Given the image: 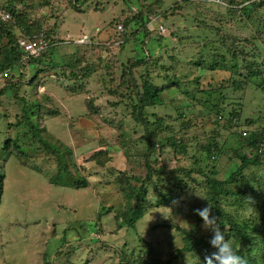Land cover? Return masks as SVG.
Here are the masks:
<instances>
[{"label":"rangeland","instance_id":"374dc122","mask_svg":"<svg viewBox=\"0 0 264 264\" xmlns=\"http://www.w3.org/2000/svg\"><path fill=\"white\" fill-rule=\"evenodd\" d=\"M158 1H160L159 8L167 9L169 12L172 8L177 9L175 5L180 3L176 15L180 13L182 18L175 20L169 17L168 21L159 19L166 31L164 35L162 34L163 39L148 43L152 52V56L149 57L150 63H147L146 67L139 68L140 71L138 68L134 69L133 74L137 81L142 83L144 80L141 79L140 74L149 73L150 78H155L153 81L158 82L159 85L166 73L169 76L180 74L182 81H192L197 74L201 77V89L198 90L200 92H195V98L198 100L188 98L185 93L175 89H166L161 97L165 104L173 106L174 110H169V107L162 110L157 108L149 110V115H154L150 119L153 121L165 116L170 122H174L173 119L177 118V113L182 112L188 115L192 119L193 126L181 132L184 131L185 141L195 145L202 141L203 135L200 128L196 126L199 125L198 119L192 115L196 113V109L202 107L197 101L203 102L208 96L207 93H200L216 91L222 86L226 87L222 94L218 92L213 94L218 101L221 99L220 103L223 106L240 111L242 126H245V120L253 119L251 130L263 127L264 92L260 93L255 89L237 92L229 87L233 78H236L231 76L232 74L221 75L204 67L195 69L198 56H204V62L201 61L203 65L209 64L214 59L213 55L225 57L231 61L232 52L227 51L219 43H215L220 35L214 36L211 33L214 25L218 26V24L212 22L210 8L202 6L204 2L217 4L218 0H204L197 8L186 5L182 0H148L150 3ZM22 2L25 5L29 3L28 0ZM52 2L55 12L50 14L47 7H43L42 13L48 16L47 23L51 26L58 21L57 16L60 18L62 15L61 20L56 22L55 34L60 38H70L71 42L67 40L59 46L57 53L53 52V62L49 63L59 65L57 69L43 67L47 79L43 80L44 87L42 85L39 88L38 94L46 92L45 88L56 98L54 100L50 96V101L42 102V107L37 110L43 113L46 111L51 115L55 113V116H44L35 121L38 116L36 113L35 120L32 122L39 128L45 127L44 134L46 130L50 133L42 136L47 143L32 142L31 139L21 140L25 143L23 165L14 155H10L9 150L0 151V171L5 176L4 194L0 203V264H44V262H49L47 264H123L119 257L120 247L124 245L125 251H131L132 247L136 246L143 248L142 251L145 253L149 247L141 241L142 239L153 249L151 256L166 261V264H202L206 254L210 255L217 251L210 243L217 226L215 223L206 224L204 220L197 224L198 238L203 237L206 241L199 254L192 257V254L184 252L179 258H170L175 254L176 249L182 247L184 232L194 231L195 214L189 207H192L195 202L199 204V201L197 202L199 194L186 190L174 200L170 207L161 206L151 209L138 225L140 234L131 235L129 231H125V227L120 228L124 226V222H120L121 220L118 222L114 218V210L121 211L126 203L117 190V179L119 178L120 181L123 176L121 173L125 172L132 183L139 186L146 171L143 156L145 151L142 144L145 132L132 116L134 112L132 105L134 106L137 101L132 102V99L122 90L120 95L112 92L120 85V71L128 65L127 59L133 56L131 51L137 44L130 40L126 49L123 50L114 46L110 49L96 48L94 50L89 44L108 41L112 34V28L108 25L110 20L118 18L122 23L123 19L130 17L131 13L122 14L120 11L135 4L136 0H87V3L77 10L68 8L66 0ZM7 4L8 0H0L1 6L5 7ZM212 12L223 14L219 16L223 18L220 21L223 23L222 33L231 35L232 40L233 37L237 40L244 39L245 36L254 33V30L245 29V19L239 24L232 15L224 16L225 11L222 9L212 8ZM195 17L197 22H192L191 19ZM257 17L258 20H255L253 25L261 29V25L264 26V12H260ZM198 21H201L205 28H211L210 31L204 34V29L202 31L201 28H195L194 24L199 23ZM157 23L158 19L157 22H152L149 28L151 30L158 28L159 23ZM95 28L98 30L96 31ZM208 34L209 37H207ZM188 37L189 39L186 40ZM90 38H92L91 41ZM220 38L226 39L230 44V36ZM205 39L211 41L213 48L217 50L211 51L209 44L204 43ZM191 42L193 49L188 51L186 47ZM6 43V38H2L0 47L5 46ZM84 44L88 45L84 48L77 46ZM78 51L80 52L78 58L70 55ZM214 51H216L215 54ZM250 51L253 49L251 48ZM254 51L259 59L264 53V45ZM47 59L48 57L44 58V60ZM65 65L69 66L70 72L74 74L73 77L70 72H61L63 69L61 67ZM163 67L171 70L165 73ZM54 71H57L55 76ZM240 73L244 74V70L240 69ZM75 75L78 76L75 77ZM79 76L80 78H77ZM33 77L34 72H27L25 75L23 87L26 92L25 94L21 92L19 97H24L25 100L18 101L17 108L14 107L12 97H1L2 110L6 109L12 113L10 122L15 123L14 114L17 111L19 113L21 107L31 108L32 104L39 101L40 97L30 91L29 85ZM1 87L0 84V90ZM64 88L69 92H66ZM240 97L243 99L241 100ZM211 101L215 100L211 99ZM216 117L205 111L202 119L212 122L217 119ZM221 117L226 116L223 113ZM8 120L9 118H3L0 121V130H5ZM245 127L249 128V126ZM178 128L180 129L179 126ZM211 129V127L208 130L205 129L206 136L209 135L208 131H212ZM52 133L58 138L69 139V142L63 143L53 138ZM226 139L224 136H218V145L226 144L230 149L214 161L205 160L204 162L208 163L209 168L213 165L218 179L224 180L240 165L242 155L251 159L256 158V155L259 156V164L249 165L242 171L241 188L246 191V186L253 187L256 193L247 190L244 198L232 196L225 206L226 212L242 220L250 221L251 217L260 215L258 214L259 202H264V147L259 146L255 149L247 145V140L242 138L241 144L229 140L226 142ZM52 149H55V152H52ZM204 150L206 151V148L202 149V153H205ZM101 151L111 153V161L105 170L109 176L103 178L104 183L101 186L76 189L72 187V178L57 174L58 157H65L70 163L71 171L76 174V165ZM164 152L161 157L156 153L150 157V163L159 171L160 169L168 171L175 166L172 153L168 149ZM166 176L169 177V174L162 177ZM99 178L93 176L88 180L95 181ZM136 178L139 179L138 183L135 181ZM159 179V175H153L151 183L147 185L149 195L154 197L151 201L154 205L158 193L153 191V186L160 183ZM236 189H239L238 184ZM249 198L252 200L251 205L247 201ZM101 201H103L102 206ZM112 205L117 208L107 213L108 208L103 206L112 207ZM209 221H212L211 216ZM95 223L101 228L100 232L96 231ZM119 229H123L124 232L122 230L119 232ZM221 232L226 235L225 231ZM64 239L66 244L61 248ZM258 250L254 249L251 256L257 259L260 256ZM135 257H128V264H135Z\"/></svg>","mask_w":264,"mask_h":264},{"label":"trees","instance_id":"16d2710c","mask_svg":"<svg viewBox=\"0 0 264 264\" xmlns=\"http://www.w3.org/2000/svg\"><path fill=\"white\" fill-rule=\"evenodd\" d=\"M22 1L24 0H8L7 6L4 7L0 5V9H3L10 15V18L7 21L0 20V41L2 38H6L7 40L5 46L0 47V73L6 72L8 75L7 78H3L0 82L2 86V89L0 90V112L3 111V113H0V121L3 118H9L5 130H0V138H2L0 139V151L4 152L9 150L10 155H14L15 158L19 160V163L23 165L24 162H22V159L24 157L25 143L21 140L31 139L30 141L32 142L37 141L45 144L47 141L42 138V136L50 134L47 130L46 134L43 133L45 127L41 126L39 128L38 125L33 124L32 120H35V114H38L35 121H38L39 118H43L44 116H55V113L51 115L46 111L43 113L40 110H37L42 107V102L45 103L50 101L49 99L52 97L54 100L56 98L45 88L44 90L46 92L38 94L39 88L42 85L44 87L45 81L43 80L47 79L44 74L46 71L43 67L53 68L54 70L57 69L59 65H54L53 63L51 65L49 62H53L52 56L59 51V46L64 44L67 40L71 42V39H66L65 37L60 38V36L55 34L57 28L56 22L61 20L62 15L60 18L57 16L56 19L58 21L51 26L47 23L48 16L42 13L43 7H47L50 14L55 12L53 9V0H28V5H25ZM66 1L68 8L74 10H77L80 6L87 3V0ZM182 1L188 6H195V8L201 6L202 1L204 2V0ZM179 4L180 3H177L175 5V8L177 9L172 8L169 12L167 9L159 8L160 1L150 3L148 0H136L135 4L128 6L126 10L122 9L120 11L122 14H125L126 12L131 13L130 17L123 19L122 23L119 22L118 18H112L110 20L108 25L112 28V34L108 38V41L105 40L96 43H88L90 48L94 50L96 48L99 50L110 49L111 46L123 50L124 48L126 49V45L130 40L137 44V46L132 48L131 53L133 52V56L130 57V59H127L128 61L126 64L128 63V65L123 67L120 71V85L112 92L115 95H120L122 90L132 99V102L137 101L134 106L132 105L134 110L132 116L135 119V122L139 124L145 132L142 144L145 151L143 156L146 171L139 186L133 184L125 172L121 173L123 176L120 181L119 178L117 179V190L122 195V198L126 200V203L122 206L121 211L114 210V218L117 221L121 220L120 222H124V226L119 225L120 228L125 227V231H129L131 235H134L135 233L140 234L138 231V225L146 218L151 209L161 206L163 208L170 207L181 193H184L186 190H191L192 193L199 194L197 195V202L199 201V204L195 202L192 207H189V209L195 214L194 220H196V225L192 233L184 232L182 247L176 249L174 251L175 254L171 255L170 258H179L184 252L192 254L191 256L193 257L195 254H199L201 248L205 246V239L203 237L198 238L197 236V224L203 219L196 214L195 210L203 209L207 205L211 208L209 216L212 217V220L215 218V225L220 231H225L226 240L231 238L237 252L247 258L248 264H264V202H259L260 211L258 210V214L260 215L251 217V219H249L250 221L242 220L225 210V206L227 205V202L231 200L230 198L232 196L244 198L247 190L256 193V190L253 187L248 188L246 186V191L241 188L243 184L242 171L249 165L259 164V156L256 155V158L251 159L246 155H242L240 157V165L224 180L218 179L217 172L213 165L209 168L208 163L204 162L205 160L214 161L219 155L224 154L230 149L226 144L218 145V136L220 135L227 138L226 142L229 140L241 144L242 138L247 140V145L254 147L255 149H258L259 146L264 147V126L258 127L257 130H251L250 126H252L253 119L245 120V126H249L248 129L245 126H242L240 111H236V109L230 110L223 106L220 103L221 99L218 101L213 94L214 92L222 94L225 91L226 87L220 86L216 91L211 90L200 93H207L208 96L203 102L197 101L202 107L201 109H196V113L192 116L198 119L197 124L199 125L196 126L200 128L203 138L202 141L197 142L195 145H191V142L183 139L184 131L181 132V130L187 131L193 126L191 125L192 119L188 115L182 112L177 113V118L173 119L174 122H170L169 118L165 116H161L160 119L152 121L150 118L154 115L150 116L149 110H156V108L162 110L166 107H169V110H174V107L170 105L167 106L161 97L162 92L166 89H175L181 93H185L188 98L190 97L191 99L198 100L195 98V92H200L198 90L201 89V77L196 74L192 81H182L180 74H172V76H169L166 72L171 69L163 67V72L166 74L162 77L161 85H159L158 82L155 83L153 81L155 78H150V75H148L149 73L140 74L141 79L144 80L142 83H139L137 81L138 79L133 74L134 69L138 68V71H140L139 68L146 67L147 63H150L149 57L152 56V52L149 44L153 40L161 41L163 39V33L159 30V26L163 27L164 25L159 19L168 21L167 19L169 17H173L175 20L182 18L180 13L179 15H176L178 14L180 7ZM202 6L210 8L211 20L214 24H218V26L214 25V28L211 31L214 36L220 35V37L223 36V38L225 36H230L231 38V35H225L222 33L223 23L220 21L223 20V18H219V16L223 14L220 15L217 12H214V14L212 8L222 9L225 11L224 16L232 15L236 18V21H238L239 24L245 19V29H249L250 31L254 30V33H250L248 35L249 37L245 36L244 39L240 40H237L236 37L232 36L234 39L232 40V38H229L230 44L227 43L228 41L226 39L218 37V40L215 43H219V45L225 47L227 51L232 52L231 61L225 59V57L213 55L214 59L209 62V64L203 65L201 61L204 62V56H198V61L195 63V69L196 67H204V69L221 75L228 74L229 76L232 74L231 76L236 78H233L229 87L237 92L255 89L260 93H263L264 53L258 59L254 50L258 49L261 45H264V26L261 25V29H259L257 25L253 24L255 23V20H258L257 15L260 12H264V0H218L217 4L215 2H204ZM157 19L159 23L158 28L151 30L149 28L150 25L154 21L157 22ZM191 20L192 22H197L196 17ZM198 22L199 23L194 24L195 28H201L200 30L202 31L204 29V34L210 31L211 28H205L201 21ZM258 22L261 23V21ZM43 25L45 26L44 28ZM118 26L122 27V31L118 30ZM41 30L44 32L48 42L46 50L38 57L27 55L19 45V41H27L33 35L41 32ZM207 37H209V34ZM187 39H189V37L186 38V40ZM89 40L91 41L92 38ZM204 43L209 44L208 47H210L211 51L217 50L213 48V43L208 39ZM88 44L77 46H79L78 48H84ZM192 45V42L191 44H188L186 47L188 51L193 49ZM251 48L254 52L250 51ZM215 52L216 51H214V54ZM190 53L193 54L192 52ZM70 55L78 58L80 52H72ZM45 57H48V59L44 60ZM61 68H63L61 71L62 73H69L71 70L68 65ZM79 69L82 70V68ZM240 69L244 70V74L240 73ZM27 72H34V77L31 79L29 87L30 91L40 98L39 101H36L37 103L32 104L31 108L26 106L23 108L21 107L20 110L18 109L19 113L17 111V113L14 114L15 123H13L10 122L12 113L6 109L2 110L1 97H12L11 99H13L14 107L17 108L18 101L21 102L25 100L24 97H19L21 92V94H25L24 92H26L23 84ZM55 72L57 71H54V76ZM71 75L72 77L74 76L72 73ZM76 76L78 75H75V77ZM77 78H80V76ZM64 89L66 92H69L66 88ZM211 99L215 100L216 103L215 101H211ZM240 99L242 100L243 97H240ZM205 111L214 114L217 116V119L212 122L208 120L203 121L202 117ZM223 113L226 117H221V114L223 115ZM39 115H41V117H39ZM177 122H179L178 126L180 129L177 126ZM224 125L225 128H223ZM155 126H157L158 129ZM209 127L212 128V131H208L209 135L206 136L207 133L205 132V129L207 128L208 130ZM51 136L63 143L65 141L69 142V139L58 138L54 133H52ZM203 148H206V151L204 150L205 153H202ZM67 149L69 150V147H67ZM166 149L172 153L175 166L168 171H162V169L159 171V169H156V166L150 163V157L154 153L161 157ZM52 152H55V149H52ZM110 161V151L95 153L84 162H80L76 165L75 170L77 173L75 174V172L71 171L68 160L61 156L57 158V174H63L72 178L73 188H89L90 186L94 188L96 186H101V184L104 183L103 178L109 176V173L105 170ZM165 174H169V177L166 176L163 178L162 176H165ZM153 175H159L160 177V183H156L155 186H153V191L158 193L155 205L151 204L154 197L149 195L147 190V185L151 183ZM93 176L100 178L95 181H89L88 178L91 179ZM4 179L5 176L0 171V203L2 202L1 198L4 194ZM135 181L138 183L139 179L136 178ZM237 184L239 189H236ZM102 205L103 201H101V206ZM103 207L108 208L106 210L107 213L113 208H117L114 205H112V207ZM95 228H97V232L101 231V228H99L96 223ZM121 230L123 231V229H119V232H121ZM141 241L149 247V250L145 253L142 251L143 248L136 246H133L131 251H125L124 245L123 247H120L119 257L123 264H128V257L134 258L135 256H137L135 257L136 260H134L135 264H166V261L151 256L153 255V249H151L150 244L143 241V239ZM65 244L66 240L64 239L61 248H63ZM254 249L261 250H258L260 256L257 257V259L251 256ZM47 263L49 262H44V264Z\"/></svg>","mask_w":264,"mask_h":264},{"label":"clouds","instance_id":"9594fccd","mask_svg":"<svg viewBox=\"0 0 264 264\" xmlns=\"http://www.w3.org/2000/svg\"><path fill=\"white\" fill-rule=\"evenodd\" d=\"M97 30L98 29H96V31ZM248 203L251 205V198H249ZM195 211L206 224L215 223V218L209 221V214L211 212L210 206L206 205L203 209H196ZM210 243L217 251L210 255L206 254L202 264H248L247 258L237 252L231 238L226 240L225 234L222 233L218 227L214 229V235Z\"/></svg>","mask_w":264,"mask_h":264},{"label":"built area","instance_id":"2783aa9c","mask_svg":"<svg viewBox=\"0 0 264 264\" xmlns=\"http://www.w3.org/2000/svg\"><path fill=\"white\" fill-rule=\"evenodd\" d=\"M10 18L9 13L4 11L3 9H0V20L1 21H7ZM118 30L122 31V27L118 26ZM159 30L161 33H165V28L162 26H159ZM19 45L22 47L25 53L29 56L38 57L40 56L47 48L48 42L45 37L44 32L41 30V32L37 33L36 35H33L31 38H29L27 41H19ZM8 75L6 72L0 73V82L3 78H7Z\"/></svg>","mask_w":264,"mask_h":264},{"label":"crops","instance_id":"0c3cea01","mask_svg":"<svg viewBox=\"0 0 264 264\" xmlns=\"http://www.w3.org/2000/svg\"><path fill=\"white\" fill-rule=\"evenodd\" d=\"M95 29H97V28H95Z\"/></svg>","mask_w":264,"mask_h":264}]
</instances>
